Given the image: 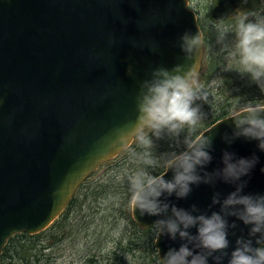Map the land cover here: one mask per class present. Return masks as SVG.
I'll return each mask as SVG.
<instances>
[{"label": "water", "instance_id": "95a60500", "mask_svg": "<svg viewBox=\"0 0 264 264\" xmlns=\"http://www.w3.org/2000/svg\"><path fill=\"white\" fill-rule=\"evenodd\" d=\"M243 1L216 0L211 19H227ZM185 31L203 37L188 0H0V264L11 236L47 228L79 185L131 144L135 136L124 145L113 141L116 129L136 119L140 83L154 68L193 63L179 47ZM203 55L204 41L196 53L199 71ZM230 115L201 133L213 138L207 171L223 167L224 150L255 153L259 161L242 177L243 192L264 194V151L255 140L224 141L232 132ZM171 176L167 171L165 178ZM192 189L184 199H169L210 214L219 211L218 204L209 208L213 194L223 198L235 186L218 180ZM132 216L142 226L158 219L133 207ZM228 219L237 224L229 229L230 253L250 226ZM181 243L158 232L155 246L162 258Z\"/></svg>", "mask_w": 264, "mask_h": 264}, {"label": "clouds", "instance_id": "9594fccd", "mask_svg": "<svg viewBox=\"0 0 264 264\" xmlns=\"http://www.w3.org/2000/svg\"><path fill=\"white\" fill-rule=\"evenodd\" d=\"M252 14L241 15L235 25L234 51L229 59L239 64L238 72L248 74L264 92V17L251 19ZM217 42L223 43L230 31L229 27L217 25ZM179 47L191 64L177 63L171 68L157 67L151 71L150 78L139 85L136 97L137 116L131 126L115 130L113 143L124 145L136 136L145 149L138 154L139 163L145 167L126 173L130 191V203L140 216H156L154 224L159 235L171 240L179 238V248L169 247L163 255L161 264H264V194H245L243 192L247 176L259 161V157H237L235 153L224 150L223 167L207 171L213 159L211 151L213 138L195 135L204 113L197 101H207V92L199 84V64L196 53L201 52L203 37L199 32L185 31L180 36ZM238 58V59H237ZM226 70H232L229 65ZM129 73L132 68L129 67ZM217 86L218 82H212ZM222 83V81L220 82ZM232 132L225 133L223 139L231 144L235 139L245 138L257 141V147L264 151V104H245L234 110ZM147 128L151 135L143 134ZM187 129L182 140V148L167 155L163 174H153L159 161L153 156V137L162 139L165 135L177 138ZM152 169V171H149ZM170 179L165 178L167 171ZM264 171V168L261 169ZM124 179V176L117 177ZM223 181L235 186L223 198L220 192L212 196L211 204L219 205V211L210 214L202 212L193 204L189 209L178 207L169 197L184 199L192 192L193 185H215ZM235 217L248 228L247 237L240 235L235 247L229 253V229L237 228ZM125 222L121 221L123 226ZM195 228L193 234L190 229ZM235 235V232L232 233ZM255 240V245L253 242Z\"/></svg>", "mask_w": 264, "mask_h": 264}, {"label": "trees", "instance_id": "16d2710c", "mask_svg": "<svg viewBox=\"0 0 264 264\" xmlns=\"http://www.w3.org/2000/svg\"><path fill=\"white\" fill-rule=\"evenodd\" d=\"M243 14H252L251 19L264 17V0H245L237 12L218 23L210 18L209 13L199 15L205 45L199 77L206 81L204 89L208 96L206 102L196 103L208 117L200 121L195 135L245 104H264V92L260 86L248 74L238 72L237 61L229 59L234 51L235 25ZM221 23L232 30L222 44L217 42V25ZM229 65L232 70H226ZM214 80L218 82L217 86L212 84ZM187 131L185 129L179 140L167 135L162 139L153 137L151 151L159 161L153 174L164 171L165 157L182 148ZM143 151L145 149L136 138L124 151L122 159L104 164L108 168L106 173L98 179L86 180L80 186L65 212L51 226L36 234L21 232L12 236L3 249L1 264H59L58 260H63L61 256L67 251L74 253L76 245L82 246L76 251L79 264H156L158 252L154 242L157 228L140 226L133 219L125 175L145 167L137 159ZM119 176L124 179H118ZM121 221L125 222L123 226ZM56 245L62 247L59 254L55 251Z\"/></svg>", "mask_w": 264, "mask_h": 264}, {"label": "rangeland", "instance_id": "374dc122", "mask_svg": "<svg viewBox=\"0 0 264 264\" xmlns=\"http://www.w3.org/2000/svg\"><path fill=\"white\" fill-rule=\"evenodd\" d=\"M188 1H189L190 6L192 8H194L197 11V13L199 15H201V16L205 15L206 13H209V11L211 10L212 5L215 2V0H188ZM198 81H199V84L202 85L205 88V82L206 81L204 79L201 80L200 77H198ZM207 117H208L207 113L204 114V118L201 121L207 119ZM149 132H150V130L147 129V128L145 130H143V134H145V135H147ZM135 140H136V138H135ZM124 155H125V152L121 153V155H119L118 157H116L114 159L120 160V159H122V157ZM114 159H112V160H114ZM112 160H110L108 162H111ZM107 169L108 168L105 167L104 165L101 166L98 170H96V172L88 180H94L96 178L98 179L99 176H101L103 173H106ZM66 245L67 244H65V246ZM57 246L58 245L55 246V251H56L57 254H59V253L62 252V249H61L62 247L60 248V247H57ZM80 246L81 245H76V248L73 249V252L75 254H76L77 249L80 248ZM74 253H72L71 251H67L65 253V255L61 256L63 258V260L62 259L58 260L59 264H72L73 263V259L76 260V261H74L73 264H79V262H78L79 257H77L78 255L77 254L75 255Z\"/></svg>", "mask_w": 264, "mask_h": 264}]
</instances>
